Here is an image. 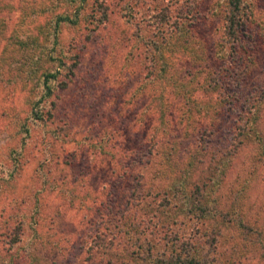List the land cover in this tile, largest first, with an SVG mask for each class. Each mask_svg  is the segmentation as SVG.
I'll list each match as a JSON object with an SVG mask.
<instances>
[{"label": "rangeland", "instance_id": "obj_1", "mask_svg": "<svg viewBox=\"0 0 264 264\" xmlns=\"http://www.w3.org/2000/svg\"><path fill=\"white\" fill-rule=\"evenodd\" d=\"M224 1L0 0L4 35L11 41L7 48L0 41V264H146L142 256H172L176 251L187 258L195 254L197 261L176 264H264V156L252 142L238 143L237 134L238 120L254 99L256 122L264 135V0H251L255 22L246 26L243 39L245 43L251 38L252 44L241 63L234 60L226 72L227 63L214 54L208 58L223 78L235 76L226 79L227 91L216 88L197 97L201 104L217 95L228 100L214 126L204 133L182 136L173 130L168 135L178 141L181 153L203 140L205 151L196 154L202 161L199 174L213 180L218 173V183L207 181L205 190L219 203L210 205L206 199L204 211L196 204L194 210L180 212L172 206L175 199L163 198L160 188L168 184L164 173L158 175L151 164L138 168L147 159L149 128L155 122L148 100L151 88H141L152 77L149 39L160 40L162 34L173 38L194 26L196 37L212 52L210 40L218 23L214 11L222 10ZM78 6L76 24L56 25L53 42L65 57L64 65H70L71 78L63 89L57 79L49 80L51 94L40 97L44 68L28 63L26 79L15 78L20 62L29 58L17 47L46 22L40 41L48 45L39 53L48 51L51 39L45 36L53 31L55 17L66 12L73 18ZM164 56L179 75L192 70L187 55L171 51ZM41 65L51 71L55 67ZM57 78L64 79L62 74ZM178 103L172 102L173 118ZM109 135L118 148L113 159L99 147ZM211 153L224 162L229 159L225 173H219L220 162L214 163ZM123 165L131 170L120 176ZM138 172L145 187L123 217L97 211L105 199L108 206L126 200L124 190L132 188ZM239 186L242 194L235 196ZM205 197L199 199L201 205ZM19 219V237L11 243ZM246 225L252 230L246 231Z\"/></svg>", "mask_w": 264, "mask_h": 264}, {"label": "trees", "instance_id": "obj_2", "mask_svg": "<svg viewBox=\"0 0 264 264\" xmlns=\"http://www.w3.org/2000/svg\"><path fill=\"white\" fill-rule=\"evenodd\" d=\"M78 1L81 3L85 2V0ZM251 6V0H226L224 1V8L222 10L218 9L217 11H214L215 16H218V23L216 24V28L213 32V39L210 40V48H212V52H208L203 42L196 37L197 34L195 33L194 26H189L187 31L185 30L182 32V30H180L173 38L171 34L168 37H165L162 34L159 36L160 40L149 39V43L153 46L151 47L153 53L158 55V61L154 60L153 53L150 54L151 56L148 58V67L150 72L149 75L152 77L150 81L145 82L141 88H151L148 100L151 104V110L154 115L155 122L150 125L149 128L150 132L148 134V142L150 143V146L147 151V159L143 162V165H138V168H145L151 164L158 175L164 173V176L167 177L166 180L168 181V184L166 187L160 188V190L164 193L163 198L166 200L168 195L170 198L175 199L172 206L173 208H177L180 212L194 210L196 208V204L199 205L201 211H204L206 209L204 206L206 199L210 205H217L219 203V199H217L215 195L209 193L207 189L205 190V186L208 184L207 181L218 183V173L215 174V179L213 180L211 179V176L210 179H208L207 176L201 177V174H199L201 171L199 165L202 161L196 154H203L205 151L203 140H200L197 143L193 142V145L191 146L195 147H193L192 151L189 148V150L181 153L178 151V141L169 139L168 135L173 130L178 133L181 132L182 136H187L191 133H198L199 131L204 133L205 131H208L209 128L214 126L217 116L221 114L223 106L226 102L228 103V100L225 101L224 96L217 95L215 98L210 97L209 100L203 101V104H201L197 102V97L198 95L206 93L213 94L216 88L219 89V92L220 90L227 91V83L225 82L226 79L232 81L235 76L231 78L230 75H227L226 79L223 78V74H221V72L216 73L215 69L210 66L208 58H213L214 54L215 57L223 60L225 64L227 63V68H225L226 72L228 69H232V66L235 64L234 60H240L239 62L241 63V59L243 60L245 54H248L252 44L251 38H248L245 43L243 39V33L246 26L255 22V19L250 11ZM79 8V6L75 8L76 14L72 16L73 18H70L66 12L60 13L55 17V26H52L53 31H46L48 35L45 36V38L48 36L50 37L51 48L45 53L40 54L39 50H46L48 45L46 41H40L47 28L46 22L38 26V36L36 34L29 39L28 43L22 42L20 46L17 47L18 53H21L22 57L26 54L29 58L26 63H24V61L20 62L21 65L19 66L21 70L15 72V78L19 79L23 77L24 80L26 79L25 72L30 70V67L27 66L28 63L29 65L40 63L39 66L44 68L41 74L43 93L40 97L49 96L51 94V90L47 85L49 80L57 79L59 86L63 89L67 86V81L71 78L72 69L70 68V65L68 67L64 65L61 58L65 59V57H63L64 55H59L58 52H56L53 42L56 41V25L60 26L64 23L75 25L77 22ZM81 17L85 18L83 15H81ZM216 17H213V19ZM207 19L208 17L203 15V20ZM221 20L222 23L220 24ZM3 27V22L0 19V41H3L2 46L7 48V45H9L11 41L9 36L4 35ZM246 44L247 48H245ZM30 46H32L35 50L29 51ZM171 51H176L180 54V56L187 55V63L192 70L190 72L187 71L188 73L179 75L177 68H174L172 62L165 59L164 53ZM72 56L75 57L74 55ZM239 62H237V64ZM23 63L25 66H22ZM48 63L55 64L52 71L51 69L41 65ZM62 71H64V74ZM230 72L233 74L232 71ZM61 74L64 79L57 78ZM155 76L157 78H155ZM173 100H176L177 103L179 102L177 109L174 111V118L169 114L172 110L170 108ZM252 100L247 103L246 109L242 112L243 115L238 120V143L244 144L245 142H252L257 148L262 150V153L260 154L259 152V154L264 156V135H262L261 130L258 129L256 122L257 115L255 112L258 111V103H254L256 100L254 102ZM31 107H33V104ZM254 107L256 110L253 109ZM33 111L39 112L37 108H33ZM36 117L42 119L41 114H37ZM18 130H20V128H18ZM23 130L25 133L28 132L25 128ZM114 132L115 130L112 129L111 134L113 135ZM110 138L111 136L105 141L104 146L103 144H100L99 147L104 155L113 159L115 154L113 149L118 148L115 146V143L110 142ZM88 144L89 146L93 145V142L90 141ZM89 146L87 145L88 149ZM215 154L216 153H211L210 158L212 161L214 160V163L218 161L220 162L219 173L223 174L225 173L224 169L228 167L229 159H227V162H224L221 156L215 157ZM118 162L116 164H119ZM123 168L124 170L120 176L125 175L127 170H131V167L128 165H123ZM195 172H198L197 178L195 180H190V176L193 177ZM133 179L134 181L132 183L134 185L132 188L129 189V191L124 190V192H126L125 196L127 195L126 200L121 198L115 205L108 206L106 204L107 199H105V202L103 200L98 203L97 211L102 210V212H104V209H106V216L121 217L126 211L127 206L131 204L134 199L139 198L145 184L143 183V175L140 172L136 173ZM241 189L242 186L236 188L233 191L234 195H241ZM210 190L213 191L211 187ZM205 194H207V197H205ZM131 195H135V197L132 198ZM203 195L205 199L204 203L201 205L199 199ZM7 220L8 218L4 224H7ZM22 221V219H19L17 220V223H15L13 227L14 235L12 236L13 238L15 236V238L11 243H15L18 240V233H20ZM243 224L244 223H240L239 226H242ZM246 226H248L246 227V231L252 230L249 225ZM243 227H245V224ZM178 247L189 252V249H186V245L183 243H179ZM147 250L150 252L152 248L151 250L147 248ZM185 255L186 254H183L181 251H176L172 256H164L163 252L159 256L149 254L142 256L141 260L146 264H176L185 260H187V262L189 261V263L197 262L195 261V254L188 255V258Z\"/></svg>", "mask_w": 264, "mask_h": 264}]
</instances>
